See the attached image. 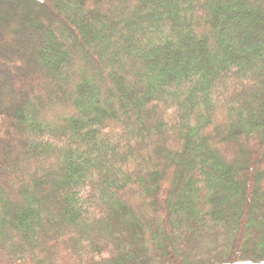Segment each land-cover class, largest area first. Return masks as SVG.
<instances>
[{
  "label": "trees",
  "instance_id": "trees-1",
  "mask_svg": "<svg viewBox=\"0 0 264 264\" xmlns=\"http://www.w3.org/2000/svg\"><path fill=\"white\" fill-rule=\"evenodd\" d=\"M3 23L0 264H264V0H0Z\"/></svg>",
  "mask_w": 264,
  "mask_h": 264
},
{
  "label": "bare ground",
  "instance_id": "bare-ground-1",
  "mask_svg": "<svg viewBox=\"0 0 264 264\" xmlns=\"http://www.w3.org/2000/svg\"><path fill=\"white\" fill-rule=\"evenodd\" d=\"M18 46L20 47V53L19 55H24L23 52H25L27 49L26 45H24L23 42H18ZM23 51V52H22ZM24 57L18 61H15L16 66L14 67L15 69V80H16V84L12 85V89L19 84V86H25L26 81H27V76H28V70L26 68V64L24 63Z\"/></svg>",
  "mask_w": 264,
  "mask_h": 264
},
{
  "label": "rangeland",
  "instance_id": "rangeland-1",
  "mask_svg": "<svg viewBox=\"0 0 264 264\" xmlns=\"http://www.w3.org/2000/svg\"><path fill=\"white\" fill-rule=\"evenodd\" d=\"M81 16H83V15H81ZM8 25L6 24V23H3V24H1L0 25V33H1V30H6V29H8ZM0 40H1V42H0V48L2 49V50H4L3 51V53H4V55L6 56L7 55V47L9 46V41H3V39H1L0 38ZM1 55V54H0ZM4 57V56H3ZM13 57H15V61H18V60H20V59H22L23 57H24V63L26 64V68H27V70H28V73H29V71L31 72L32 70H35V66H33V64L32 63H30L28 60H26V58H25V55H14ZM20 57V58H19ZM8 59V58H7ZM9 60V63H13V60H11V59H8ZM11 61V62H10ZM40 98V96H36V97H33L32 98V100H34V101H36V100H38ZM8 98H7V95H2V96H0V102L2 103L3 101L5 102V100H7ZM3 102V104H5Z\"/></svg>",
  "mask_w": 264,
  "mask_h": 264
}]
</instances>
